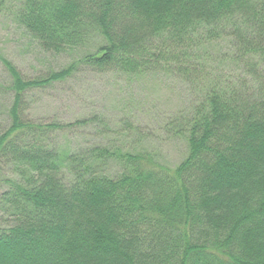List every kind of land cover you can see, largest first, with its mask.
Here are the masks:
<instances>
[{"label": "trees", "instance_id": "obj_1", "mask_svg": "<svg viewBox=\"0 0 264 264\" xmlns=\"http://www.w3.org/2000/svg\"><path fill=\"white\" fill-rule=\"evenodd\" d=\"M15 9L45 51L63 53L96 33L102 42L79 63L135 73L161 61L188 82L203 72L188 56L193 38L231 24L226 36L243 67L170 122L187 144L170 167L147 151L55 147L50 134L98 117L33 123L21 99L78 63L24 80L0 56L14 91L0 162L30 174L0 177V264H264V0H18Z\"/></svg>", "mask_w": 264, "mask_h": 264}, {"label": "rangeland", "instance_id": "obj_2", "mask_svg": "<svg viewBox=\"0 0 264 264\" xmlns=\"http://www.w3.org/2000/svg\"><path fill=\"white\" fill-rule=\"evenodd\" d=\"M17 1L0 0V56L24 80L43 78L68 63H78L66 79L25 90L20 104L22 118L46 124L72 123L92 115L99 119L50 134L51 142L59 149L74 152L99 145L121 151H147L174 167L185 157L187 144L170 122L189 115L191 108L201 101L207 85L234 83L228 78L241 74L243 64L235 58L238 51L226 36L231 24H225L223 35L218 36V32L214 38H203L204 31L197 32L193 38L197 46L188 50V56L201 64L202 80L188 82L161 61L149 63L135 73L98 70L79 63L82 56L93 53L102 42L96 33L79 47L63 53L45 51L17 23ZM10 82L11 76L0 60V132L9 126V108L14 97ZM110 168L115 171L118 166ZM29 176L19 164L0 162L1 179L26 182ZM3 223L0 209V225Z\"/></svg>", "mask_w": 264, "mask_h": 264}]
</instances>
